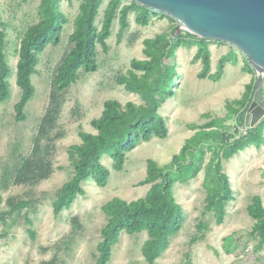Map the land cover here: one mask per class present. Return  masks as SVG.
I'll list each match as a JSON object with an SVG mask.
<instances>
[{
	"label": "rangeland",
	"instance_id": "374dc122",
	"mask_svg": "<svg viewBox=\"0 0 264 264\" xmlns=\"http://www.w3.org/2000/svg\"><path fill=\"white\" fill-rule=\"evenodd\" d=\"M40 1L0 0L8 41L6 55L12 69L9 79L11 96L0 103L1 206L2 210H8L6 200L11 197L30 202L21 211L8 216L6 222L0 220V264H95L96 246L107 221L101 206L113 197L127 201L143 197L150 185L137 183L146 175V160L152 158L159 166L166 164L185 139L195 132L190 125L202 124L209 119L203 117V113H209L211 117L224 116L225 102L239 98L244 91L248 73H244L243 68L248 60L238 48L210 40L208 47H214V72L219 55L225 51H233L238 61L235 63L232 54L227 55L229 62L225 64L221 80L213 81L197 76L202 65L188 64L190 51L187 48L178 50L175 59L166 60L168 64L174 62L177 68L175 95L168 98L160 109L166 119L168 136L140 142L127 153L124 168L120 171L113 168L109 156H103L102 163L110 170L107 184L100 187L91 178L84 180L82 187L85 194L78 195L69 208L55 215L52 201L73 173L68 147L81 142L79 131L96 132L90 121L100 116L105 100L116 99L122 104L130 100L141 102L138 95L126 91L118 83L117 77L126 73L132 58H145L142 51L145 38L170 32L178 22L157 11L143 26L135 22V13L131 11L128 14L129 26L119 39L117 33L120 25L116 16L111 35L106 40L107 50L97 46L98 69L94 72L80 71L79 79L63 93L64 103L56 128L62 135L54 141L55 148L50 154L53 172L34 186L15 185L12 183L13 171L19 165L21 156H27L31 151L32 140L49 103L56 68L71 46L68 37L81 2L60 0L61 10L68 18L62 39L57 45H48L41 53L37 73L32 77L35 94L25 106L26 118L17 121L14 105L21 94L15 84L19 39L26 28L38 20ZM107 3L108 0H103L99 8L96 20L99 28ZM122 3H129V0H122ZM247 66L246 71H252L255 79L256 71L253 72L254 68L249 62ZM231 69L235 71L233 75ZM227 123L234 125V119H229ZM223 166L235 196L226 207L224 221L217 224L210 213L203 214L206 195L202 186L203 171L186 183L177 182L174 195L184 208L185 219L181 230L171 238L168 248L154 264H264V244L257 248L258 239L249 234L254 220L246 210L255 194L260 195L264 203V144L258 148L253 145L246 147L224 161ZM199 220L209 224L208 229L203 231L204 237H199L200 233L196 230ZM30 230L35 232L34 236H31ZM233 232L238 248L234 252H226L222 248L223 238ZM195 236L198 239L193 241ZM146 238V232H122L113 246L109 264H148L141 252Z\"/></svg>",
	"mask_w": 264,
	"mask_h": 264
},
{
	"label": "trees",
	"instance_id": "16d2710c",
	"mask_svg": "<svg viewBox=\"0 0 264 264\" xmlns=\"http://www.w3.org/2000/svg\"><path fill=\"white\" fill-rule=\"evenodd\" d=\"M102 3L103 0H81L79 4L68 37L71 46L56 68L49 103L32 140L31 151L27 156H21L19 165L13 171L12 183L15 185L34 186L53 172L50 154L55 148L54 141L62 135L56 128L64 103L63 93L79 79L80 71L94 72L98 69L97 46L107 50L106 40L111 35L116 16L120 25L117 33L120 39L129 26V12L133 11L135 22L143 26L149 23L151 16L158 13L132 0L129 3L108 0L99 28L96 20ZM67 22L60 0H41L38 20L30 24L21 35L15 65V84L21 90L19 100L14 105L17 121L26 118L25 106L35 94L32 77L37 73L41 53L48 45L60 43ZM209 41L187 31L175 34V27L170 32H161L143 40L145 58H132L126 73L117 77L118 83L126 91L138 95L141 102L130 100L122 104L116 99H107L100 116L90 121L96 132L79 131L81 142L71 144L67 149L73 166L72 176L61 186L52 201L55 215L69 208L78 195L85 194L82 187L84 180L91 178L100 187L107 184L110 170L102 163L103 156H109L113 168L120 171L124 168L127 153L140 142L152 137L164 139L168 136L166 119L160 109L168 98L175 95L174 82L178 72L175 63L168 64L166 60L175 59L179 47L197 45L192 61L200 60L202 63L197 75L199 78L213 81L221 78L227 56L220 57L217 70L210 73ZM7 42L0 10V103L11 96L9 79L12 69L6 55ZM247 65L244 70L248 69ZM254 81L245 86L239 98L225 102L224 116L211 117L209 113H203V117H209L206 122L191 124L195 132L185 139L169 162L159 166L152 158L146 160V175L137 183L150 185L143 197L130 201L113 197L101 206L107 221L101 229V240L96 246L95 264H109L113 246L119 241L122 232H146L147 238L141 246V252L148 264H154L168 248L171 238L181 230L185 219L184 208L174 195L175 184L186 183L201 171L202 186L206 193L203 214L210 213L217 224L224 221L226 207L235 196L223 162L248 146L258 148L264 144V116L253 126L241 130L243 115L253 95ZM229 119H234V125L227 123ZM2 202L0 193L2 222L30 205L29 200L11 197L6 200L8 210H2ZM246 210L254 220L249 234L258 239L257 248H260L264 244V203L261 196L253 195ZM208 227V222L203 220L196 223L199 237H204L203 231ZM30 234L34 236L35 232L30 230ZM197 239V236L192 238L193 241ZM222 248L226 252H234L238 248L234 232L223 238Z\"/></svg>",
	"mask_w": 264,
	"mask_h": 264
},
{
	"label": "water",
	"instance_id": "95a60500",
	"mask_svg": "<svg viewBox=\"0 0 264 264\" xmlns=\"http://www.w3.org/2000/svg\"><path fill=\"white\" fill-rule=\"evenodd\" d=\"M178 22L187 31L238 48L256 71L254 91L243 115V128L264 116V0H132ZM253 117V120H250Z\"/></svg>",
	"mask_w": 264,
	"mask_h": 264
},
{
	"label": "crops",
	"instance_id": "0c3cea01",
	"mask_svg": "<svg viewBox=\"0 0 264 264\" xmlns=\"http://www.w3.org/2000/svg\"><path fill=\"white\" fill-rule=\"evenodd\" d=\"M185 48H187L188 49V51H190V55H189V57L187 58V62H188V64L189 65H192V64H195V65H198V66H201L202 65V63H201V61L200 60H196V61H192V58H193V56H194V54L197 52V45H191L190 47H187V46H181V47H179L178 49H177V51L178 50H182V51H184V49ZM209 50H210V73H214V68H213V65H212V51L214 50V47L212 46V45H210L209 46ZM187 52V51H186ZM229 54H232L233 55V57L235 56V63L236 62H238L237 61V57H236V55H235V53L232 51H225V52H223L222 54H220L219 55V57H222V56H227V55H229ZM218 57V58H219ZM220 59V58H219ZM229 62V60H227V62L226 63H228ZM225 63V64H226ZM182 64H184L183 62H182ZM236 67H238V65L236 66ZM243 67V66H242ZM224 68H226V65H224ZM224 68H223V74H224ZM244 73H248V79H247V82H246V84H245V86L246 85H248V84H250L251 82H252V80H253V77H252V73L251 72H248V71H246V70H244L243 71ZM231 73H232V75L235 73V71L233 70V69H231ZM223 74H222V76H223ZM222 76H221V78H222ZM221 78L219 79V80H217V81H220L221 80ZM211 80V79H210ZM244 89H245V87H244Z\"/></svg>",
	"mask_w": 264,
	"mask_h": 264
}]
</instances>
